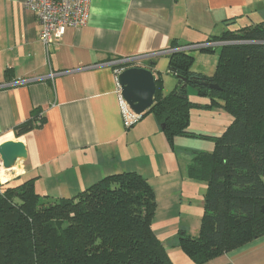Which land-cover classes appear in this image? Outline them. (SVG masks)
Instances as JSON below:
<instances>
[{"label":"crops","instance_id":"0c3cea01","mask_svg":"<svg viewBox=\"0 0 264 264\" xmlns=\"http://www.w3.org/2000/svg\"><path fill=\"white\" fill-rule=\"evenodd\" d=\"M26 1L0 0V145L21 141L27 151L13 168L1 165L0 186L34 178L36 191L53 199L72 197L122 171H135L148 181L161 169L158 151L171 157L152 114L124 126L114 65L134 59L129 67H144L152 61L156 78L169 74V52L190 45L186 51L197 64L216 63V54H192L201 49L194 45L214 43L210 37L223 31L264 21V0H91L86 24L67 28L45 48ZM210 44L214 50L221 45ZM171 76L176 86L178 79ZM36 108L43 124L15 137L13 128ZM187 181L204 194V182ZM159 184L175 195L184 186L176 175ZM179 213L193 216L189 210ZM152 228L174 264H195L177 246L178 231L189 233L188 226L161 218ZM203 264H264V235Z\"/></svg>","mask_w":264,"mask_h":264},{"label":"trees","instance_id":"16d2710c","mask_svg":"<svg viewBox=\"0 0 264 264\" xmlns=\"http://www.w3.org/2000/svg\"><path fill=\"white\" fill-rule=\"evenodd\" d=\"M209 42L224 43L214 72L193 71L186 50L169 52L167 72L177 85L164 94L157 76L153 104L144 112L164 124L171 145L175 136L214 142L212 151H193L186 167L189 179L206 184L198 234H177V246L195 264L264 235V21L223 31ZM152 64L144 68L152 71ZM187 84L231 115L221 133L188 130L190 109L202 105L189 100ZM43 122L36 108L13 133L19 137ZM34 181L0 186V264H174L152 228L154 191L139 173L110 174L72 197L56 199L39 194Z\"/></svg>","mask_w":264,"mask_h":264},{"label":"rangeland","instance_id":"374dc122","mask_svg":"<svg viewBox=\"0 0 264 264\" xmlns=\"http://www.w3.org/2000/svg\"><path fill=\"white\" fill-rule=\"evenodd\" d=\"M191 53L216 54L217 63L219 49L212 52L200 49L196 52L191 51ZM198 63L193 58L191 67H199L204 72H214L216 67V63L213 60L212 63H209L206 59ZM157 76L161 79L162 92L165 94L170 93L173 90L172 88L175 87L176 79L166 73H161ZM186 93L191 102L202 105L193 106L190 109L188 130L216 135L221 133L229 122L232 121L231 115L225 109L213 103L208 96L199 95L191 84H187ZM149 115L151 114L143 113L142 119ZM213 147L214 142L211 139L175 136L172 145L168 143V155L170 154L171 157L169 156L167 159L163 150L158 151L159 155L156 159L160 162L161 169L158 171V175L148 179L156 200L155 213L152 219L154 226L161 221V218L165 220L171 219L180 222L181 225L188 226L190 234H198L200 217L203 212V192L194 186L192 188L189 187L186 167L193 151H212ZM171 165L172 167H170ZM168 175L171 177H175L176 175L179 184L184 185L181 188V192H179L180 189L178 188L176 195L173 194L174 191L172 190H164L162 185L159 184L160 179L168 178ZM189 191H191L190 197H188ZM181 210H189L193 216L191 218L185 215L180 216L179 212Z\"/></svg>","mask_w":264,"mask_h":264},{"label":"built area","instance_id":"2783aa9c","mask_svg":"<svg viewBox=\"0 0 264 264\" xmlns=\"http://www.w3.org/2000/svg\"><path fill=\"white\" fill-rule=\"evenodd\" d=\"M90 1L91 0H27L25 6L35 14L40 26L39 40L45 48H48L56 39H59L65 33L67 28H78L86 24ZM217 43L224 44L220 42ZM209 44L210 43L197 44L194 45V47H209ZM192 46L193 45L189 47L185 46L178 49L186 50ZM132 60L134 59L121 61L120 63L130 62ZM121 71L122 70L115 69L116 94L123 124L125 127H131L140 120L141 114H136L121 95V87L117 81V75Z\"/></svg>","mask_w":264,"mask_h":264},{"label":"water","instance_id":"95a60500","mask_svg":"<svg viewBox=\"0 0 264 264\" xmlns=\"http://www.w3.org/2000/svg\"><path fill=\"white\" fill-rule=\"evenodd\" d=\"M121 95L136 114H143L154 101L155 77L144 67H127L117 75ZM198 82V81H194ZM210 89H219L214 83L201 82ZM161 129L164 124H160ZM27 158L25 145L21 141H6L0 145V163L4 169L13 168L17 162ZM264 212V205L260 209Z\"/></svg>","mask_w":264,"mask_h":264}]
</instances>
